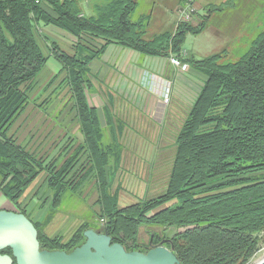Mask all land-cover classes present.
Wrapping results in <instances>:
<instances>
[{
  "label": "trees",
  "instance_id": "trees-1",
  "mask_svg": "<svg viewBox=\"0 0 264 264\" xmlns=\"http://www.w3.org/2000/svg\"><path fill=\"white\" fill-rule=\"evenodd\" d=\"M235 1L206 6L197 24L149 36L151 15L138 12L137 0H0V193L11 211L29 217L22 200L45 172L54 191L53 212L65 191L77 188L76 179L93 177L99 185L98 217L105 222L96 231L113 244L141 253L164 244L181 264H250L264 242V23L237 61L227 60L226 51L202 60L183 56L187 35L203 33L210 18L234 8ZM42 26L69 41L74 54L41 35ZM111 44L148 57H178L204 80L176 136L165 193L126 207L111 194L117 144H105L98 109L89 100L90 64ZM51 56L61 64L54 80L66 75L84 137L74 159L61 167L47 165L9 134ZM81 153L85 164L68 179ZM34 224L42 250L67 253L83 245L85 231L92 229L84 224L65 241L47 235L46 222ZM142 227L161 232L144 245ZM171 228L174 234L165 237ZM0 253L12 256L9 248Z\"/></svg>",
  "mask_w": 264,
  "mask_h": 264
},
{
  "label": "rangeland",
  "instance_id": "rangeland-1",
  "mask_svg": "<svg viewBox=\"0 0 264 264\" xmlns=\"http://www.w3.org/2000/svg\"><path fill=\"white\" fill-rule=\"evenodd\" d=\"M137 1L139 3L138 12L151 15V22L148 28L149 36L174 30L179 16V9L184 6L183 4L178 5L180 0ZM213 1L215 2L216 0H198L202 8H197L198 12L193 18L195 24L200 21V15L205 14L204 6ZM263 23L264 0H236L234 8L214 15L206 31L200 35L188 34L183 50L188 51L190 56L198 60L226 51L227 60L237 61L249 46L251 40L262 30ZM42 28L43 26L40 27V29ZM55 34L60 39L65 40L63 36ZM57 40L60 41L59 39ZM43 48L45 53L48 54V49H46L44 43ZM54 64L58 68L61 67V64H57L55 58L51 56L32 86L29 96L30 103H33L32 105H39L41 108L44 105L48 107L58 105L67 107V110H69V135L64 137L63 143L60 142L61 144L58 143L56 145L60 148L59 152L50 159H47L44 149L41 152V156L46 161H49H47L49 165L61 167L70 159H74L83 142L79 134L80 125L76 117L74 100L67 83L64 82L66 75L62 74L56 80H54L56 76L52 79L50 77L52 72L58 73L57 69L53 70ZM182 75L185 74L179 73L180 77H183ZM197 76L198 78H193L190 83L179 82L175 90L176 98L174 100L172 96L173 90H170L167 98L168 102L165 103L169 105V110L162 127L135 128L126 121L123 124L124 122L120 120L122 115L119 113H116L119 117L118 120L116 119L117 126L112 127L108 118L104 117L106 113H101L104 142L107 145L117 144L116 147L119 150V155H115L111 161V194L116 197L119 207L130 206L143 200L156 198L165 193L176 153V136L187 116L190 105L204 83L203 78L199 74ZM184 77L186 78V75ZM131 83H134V81ZM190 86L199 88H191ZM51 90L53 91L51 92ZM131 90L132 85L126 91V95H121L120 90L114 88L109 90L107 96H105L104 93L101 94L98 88L95 90L97 95L95 98L100 99V101L105 99V102L113 104L118 99L129 104L132 102L138 103L135 99L132 100L131 95L128 98ZM92 98L91 103L93 102ZM140 114L145 115V112L141 111ZM58 115L60 116L61 112ZM113 135L116 137L115 141L113 140ZM42 137V141L45 143L44 134H42ZM132 137H135V140ZM137 138L140 141H137ZM85 158L86 156L82 153L77 156L76 167L68 179L73 173L78 171V168H82V165L85 164ZM95 181L93 177L76 179L75 183L79 184L77 186L78 190H66L56 211L53 212L54 191L49 187V176L45 172L36 180V184L34 183L27 190L29 192L23 198L22 206L28 210L27 207L30 205L29 207L32 209L33 200H35L34 202L38 201L39 207L37 209L41 215H45L41 223H47L44 227V232L51 237H61L66 241L84 224H88L93 230L99 231L103 228L105 222L100 221L98 217L101 207L98 202L99 185ZM7 203V198L1 195L0 207ZM174 231V228L169 229L165 233V237H172ZM154 232H161V230L155 227H142L139 234L140 243L147 245L150 236ZM263 259L264 242L250 264H257Z\"/></svg>",
  "mask_w": 264,
  "mask_h": 264
},
{
  "label": "crops",
  "instance_id": "crops-1",
  "mask_svg": "<svg viewBox=\"0 0 264 264\" xmlns=\"http://www.w3.org/2000/svg\"><path fill=\"white\" fill-rule=\"evenodd\" d=\"M226 1L228 0H216L208 5L222 4ZM179 4L182 5V0L179 1L178 5ZM195 5L199 9L202 8L198 0H195ZM214 15L210 18L209 23ZM207 29L208 26L206 30ZM39 31L48 41L59 43L58 45L62 50L64 49V51L74 54L73 46L69 41L60 39L47 27H43L42 29L39 28ZM185 52L186 55L190 56L188 51ZM86 54L87 52L83 53V55ZM55 62L59 64L56 59ZM54 69H57L58 73L52 72L50 75L51 79L59 74L61 67L58 68L56 64H54L53 70ZM90 73L94 89H92L89 95V100L91 102V97H93V104H91L98 109L100 118L101 113H106L104 117L106 119L108 118L109 124L112 127L117 126L116 119H119L117 116L118 113L122 115L120 120L124 122L123 124H125L126 121L135 128H146L148 126L162 127L169 110V105H166L164 102L167 93L173 90L172 96L174 100V98H176L175 90L179 82L187 84L190 83L193 78H198L197 73H195L191 67H189L187 71L176 69L172 65L170 58L143 56L136 51L120 47L116 44L109 45L105 53L90 64ZM179 73L185 74L186 78L184 77L185 75L180 77ZM132 81H134L138 88L134 83H131ZM131 85L132 90L128 98L131 95L132 100L135 99L138 103L132 102L129 104L118 99L115 104H113L105 102V99L102 100V102L100 99L95 98L97 96L95 90L98 88L101 94L104 93L105 96H107L109 90H113L114 88L120 90L121 95H126V91L130 89ZM196 88L198 89L199 87ZM52 91L53 90H51V92ZM32 104V102L29 103L24 112L11 127L9 134L17 139L19 144L26 147L31 152L41 156L42 149H44L47 159L53 158L60 150L59 146L57 147L56 145L60 142L63 143L64 137L69 135V110H67V107L58 105H51L50 107L44 105L41 108L39 105L35 106ZM141 111H144L146 116L141 115ZM51 112L53 113L51 114ZM59 112H61L60 116L58 115ZM42 134H44L46 138L45 143L42 141ZM79 134L83 142L84 137L81 132H79ZM132 138L135 140V137ZM137 141L140 140L137 138ZM48 162H46L47 165ZM47 175L50 177L49 173H47ZM75 190H78V188L73 191ZM28 192L29 191L26 192L25 196H27ZM1 195L0 193V197ZM34 201L35 200L32 202V209H30V205L27 207V213L34 223H41L45 215L43 216L40 214L37 209L39 203L38 201ZM0 210L11 211L13 207L10 202H8L0 207Z\"/></svg>",
  "mask_w": 264,
  "mask_h": 264
},
{
  "label": "water",
  "instance_id": "water-1",
  "mask_svg": "<svg viewBox=\"0 0 264 264\" xmlns=\"http://www.w3.org/2000/svg\"><path fill=\"white\" fill-rule=\"evenodd\" d=\"M84 237L85 243L70 253L42 250L38 230L28 216L0 210V252L12 250V256L0 253V264H181L174 249L163 245L148 253L129 252L93 229ZM257 264H264V259Z\"/></svg>",
  "mask_w": 264,
  "mask_h": 264
},
{
  "label": "built area",
  "instance_id": "built-area-1",
  "mask_svg": "<svg viewBox=\"0 0 264 264\" xmlns=\"http://www.w3.org/2000/svg\"><path fill=\"white\" fill-rule=\"evenodd\" d=\"M197 12H198V9L195 5V0H187L184 6H182L181 9L179 10V14H178L179 16L177 19L176 26H178L181 23L193 21V18L195 17ZM183 56H186L185 51H183ZM170 60H171L172 65L176 69H179L181 71H187L189 69L188 64L183 63L178 57L172 56ZM169 93H167L165 97V100H164L165 103L168 102L167 98L169 96Z\"/></svg>",
  "mask_w": 264,
  "mask_h": 264
},
{
  "label": "flooded vegetation",
  "instance_id": "flooded-vegetation-1",
  "mask_svg": "<svg viewBox=\"0 0 264 264\" xmlns=\"http://www.w3.org/2000/svg\"><path fill=\"white\" fill-rule=\"evenodd\" d=\"M156 246H160V245H155V246L154 245H151V249L154 248V247H156ZM163 246H164V244H163Z\"/></svg>",
  "mask_w": 264,
  "mask_h": 264
}]
</instances>
